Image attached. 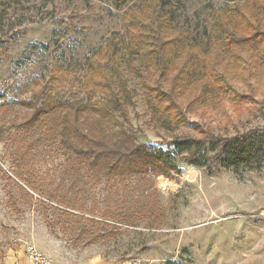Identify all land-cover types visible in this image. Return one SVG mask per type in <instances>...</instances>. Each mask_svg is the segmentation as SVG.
Here are the masks:
<instances>
[{
    "label": "trees",
    "instance_id": "obj_1",
    "mask_svg": "<svg viewBox=\"0 0 264 264\" xmlns=\"http://www.w3.org/2000/svg\"><path fill=\"white\" fill-rule=\"evenodd\" d=\"M109 1L117 10L126 8L123 33L111 34L87 58L86 73L75 80L76 93L60 96L50 88L64 70L60 64L50 72V84L22 103L29 115L0 128V143L14 150V177L6 179V189L13 183L25 200L39 201L49 231L62 235L73 250L112 243L141 223L163 222L153 179L175 180L184 166L204 169L209 176L264 169V129L220 136L189 124L183 111L186 96L187 105L194 106L237 95L224 72L217 71L212 58L216 51L230 61L243 53L264 61V0H222L195 29L178 20V6L185 0H139L137 6H130L131 0ZM58 21L65 29L57 31V40L41 45L48 52L58 51L72 29V23ZM124 70L134 75L147 96L144 117L171 134L170 140L158 145L138 142L128 117V110L136 108L137 93L130 89ZM5 99L0 93V102ZM185 127L195 135H175ZM34 134L58 148L75 177L85 173L93 187L105 181L103 201L88 206L79 193L74 198L48 195L31 155ZM133 185L145 186L142 201L131 193ZM19 202L9 197L11 208ZM14 211L21 214L18 208ZM165 264L194 263L181 257Z\"/></svg>",
    "mask_w": 264,
    "mask_h": 264
},
{
    "label": "rangeland",
    "instance_id": "obj_2",
    "mask_svg": "<svg viewBox=\"0 0 264 264\" xmlns=\"http://www.w3.org/2000/svg\"><path fill=\"white\" fill-rule=\"evenodd\" d=\"M221 3L185 0L178 6V20L185 28H198ZM138 4L139 0H131L130 6ZM125 12L126 8L117 10L109 0H0V93L6 96L0 102V128L22 122L29 115L22 103L50 84V72L60 64L64 70L50 88L60 96L75 94V80L86 73L87 58L111 34L123 33ZM59 19L72 23V29L58 51L48 52L41 45L57 40V31L65 29ZM212 58L237 95L208 99L194 106L187 105L186 96L183 111L189 124H198L220 136L264 129V61L248 53L230 61L221 50ZM124 75L130 89L137 93L136 108L128 110V117L138 132V142L158 145L170 140L171 134L144 117L147 96L134 75L127 70ZM175 135L195 133L185 127ZM30 139L36 140L31 155L48 195L74 198L79 193L88 206L94 200L103 201L107 194L105 181L93 187L94 181L85 173L75 177L54 144L40 141L37 134ZM13 151L7 143H0V186L14 177ZM152 183L160 192L157 197L165 220L125 230L117 241L101 244L105 251L123 258H142L151 264L179 261L181 257L194 264H264V169L245 173L228 170L209 176L204 169L184 166L175 180L159 177ZM10 188L16 186L9 184V192ZM133 191L135 199L145 198L144 185ZM15 195L25 214H38L45 222L39 201L25 200L19 192ZM35 199L40 197L36 195ZM57 237L66 242L62 235Z\"/></svg>",
    "mask_w": 264,
    "mask_h": 264
},
{
    "label": "crops",
    "instance_id": "obj_3",
    "mask_svg": "<svg viewBox=\"0 0 264 264\" xmlns=\"http://www.w3.org/2000/svg\"><path fill=\"white\" fill-rule=\"evenodd\" d=\"M4 182L5 185L0 186V264H34L27 258V244H33L49 264H130L132 259L105 251L103 245L71 249L65 241L49 232L38 214H25L18 207L20 202L11 208L9 197L14 195L18 199L15 193L19 190L10 188L9 192ZM16 208L21 210L20 215L15 213Z\"/></svg>",
    "mask_w": 264,
    "mask_h": 264
},
{
    "label": "built area",
    "instance_id": "obj_4",
    "mask_svg": "<svg viewBox=\"0 0 264 264\" xmlns=\"http://www.w3.org/2000/svg\"><path fill=\"white\" fill-rule=\"evenodd\" d=\"M27 258L34 264H49L44 255L33 245L26 246ZM130 264H151L149 261L142 258H135L130 261Z\"/></svg>",
    "mask_w": 264,
    "mask_h": 264
}]
</instances>
